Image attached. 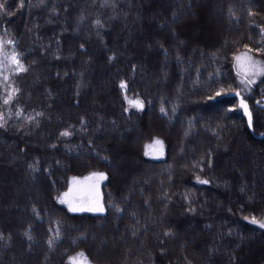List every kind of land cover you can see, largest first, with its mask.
Listing matches in <instances>:
<instances>
[{"label":"trees","instance_id":"16d2710c","mask_svg":"<svg viewBox=\"0 0 264 264\" xmlns=\"http://www.w3.org/2000/svg\"><path fill=\"white\" fill-rule=\"evenodd\" d=\"M212 2L231 27L218 42L186 36L198 0H0V172L41 191L23 224L0 220V264H30L18 249L33 264H197L201 243L204 264H264V0ZM243 52L256 84L236 71ZM134 133L137 167L117 175L110 138ZM93 171L104 212L70 211L69 178ZM245 242L263 250L245 257Z\"/></svg>","mask_w":264,"mask_h":264},{"label":"rangeland","instance_id":"374dc122","mask_svg":"<svg viewBox=\"0 0 264 264\" xmlns=\"http://www.w3.org/2000/svg\"><path fill=\"white\" fill-rule=\"evenodd\" d=\"M145 3L146 0H142ZM159 2V5L165 3L160 0H156ZM199 3L197 4V17L189 20L188 24H195L196 28H193L189 31H185L187 33L188 40L192 39H199L200 41L210 40L213 42L219 41V33L220 31L226 33H231V27H228V23L222 21L219 16V8L218 4L209 3V0H198ZM197 23V24H196ZM133 25L137 28L139 25L136 22H133ZM139 29V28H138ZM141 32V31H140ZM214 39V40H213ZM235 67L236 71L239 76L244 79L249 84H256L259 80V76L261 75V66L253 60V58L243 52L236 56L235 58ZM107 85L106 80L103 81L101 88L105 89ZM62 91V88L60 89ZM59 91V92H60ZM256 100L253 104H256ZM239 105L247 119V121L251 122V109L250 105L247 101L241 99L239 97ZM136 134L134 133L132 136L127 137L125 141H119V136L114 134L110 140L113 139L115 146L113 147V153L115 156V162L117 165V175L125 176L129 175L130 171L134 170L137 167V159L135 158L134 154H131L129 148L133 147L135 143ZM163 151L162 142L158 139L153 141L150 145L146 148V153L148 156L156 157L159 156ZM130 152V153H129ZM235 159V157H233ZM227 161V159L225 160ZM7 165H9L7 163ZM226 170L229 171L230 167L226 165ZM15 167H6L4 171L0 172V209L2 208L3 214L1 215L0 220L10 221V223L20 226L23 224L27 218V206H25L26 201L41 200V191L37 192L36 189L34 190L30 185V178L26 177V175L21 176L17 175L15 172ZM105 178V173L100 171H93L89 172L82 176H71L69 178L67 188L60 194L59 200L63 203L70 211L72 212H93V213H102L104 212L105 208L102 202V195H101V184ZM133 180V175L130 178ZM4 186L9 188V199L3 204L4 200ZM45 192V189L43 190ZM7 193V191H6ZM232 200V198H231ZM230 200V201H231ZM25 201V202H24ZM23 202V203H21ZM21 205V206H20ZM19 207V209H18ZM181 237L185 238V243L187 246H193L195 241L198 238V232L193 229V223L191 221H185V225L182 227L181 230ZM209 237V236H208ZM208 239V238H207ZM210 243L213 242V237L209 239ZM102 243V240L99 241ZM245 248H247L245 257H250L252 252H259V248H261L260 252L263 250V247L259 246L258 244H247L244 243ZM101 245L99 244L97 249L98 250H105L108 254H111V251L114 250L115 245L107 246L106 248H100ZM200 252L202 254L197 256L196 262L197 264H204V261L211 258V252L208 253V249L206 245L203 243L200 244ZM209 248V247H208ZM14 256L15 258H20L22 261L30 262L33 264L34 260H31L27 256V250H21ZM259 252V253H260ZM206 256L204 258V255ZM26 255V256H25ZM244 257V258H245ZM219 260V259H217ZM41 264V263H40ZM43 264V262H42ZM73 264H95L93 261H87L83 258H77L74 260ZM219 264V263H216Z\"/></svg>","mask_w":264,"mask_h":264},{"label":"flooded vegetation","instance_id":"af4514ba","mask_svg":"<svg viewBox=\"0 0 264 264\" xmlns=\"http://www.w3.org/2000/svg\"><path fill=\"white\" fill-rule=\"evenodd\" d=\"M256 105H264V82L258 86V95L255 97L254 101Z\"/></svg>","mask_w":264,"mask_h":264}]
</instances>
